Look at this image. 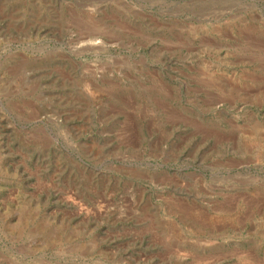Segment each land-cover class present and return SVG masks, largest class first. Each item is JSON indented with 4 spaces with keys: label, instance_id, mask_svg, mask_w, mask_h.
<instances>
[{
    "label": "rangeland",
    "instance_id": "1",
    "mask_svg": "<svg viewBox=\"0 0 264 264\" xmlns=\"http://www.w3.org/2000/svg\"><path fill=\"white\" fill-rule=\"evenodd\" d=\"M0 264H264V0H0Z\"/></svg>",
    "mask_w": 264,
    "mask_h": 264
},
{
    "label": "bare ground",
    "instance_id": "2",
    "mask_svg": "<svg viewBox=\"0 0 264 264\" xmlns=\"http://www.w3.org/2000/svg\"><path fill=\"white\" fill-rule=\"evenodd\" d=\"M89 41H95V37L94 38H90Z\"/></svg>",
    "mask_w": 264,
    "mask_h": 264
}]
</instances>
